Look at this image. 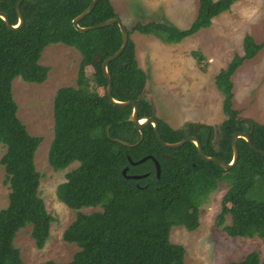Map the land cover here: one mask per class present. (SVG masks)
<instances>
[{
  "label": "trees",
  "instance_id": "16d2710c",
  "mask_svg": "<svg viewBox=\"0 0 264 264\" xmlns=\"http://www.w3.org/2000/svg\"><path fill=\"white\" fill-rule=\"evenodd\" d=\"M16 1L0 0V11L7 14L12 25L18 19ZM234 1L199 0L196 15L185 28L164 20L137 21L131 29L126 27L127 44L107 65L113 98L135 100L139 118L153 115L152 104L143 96L146 73L137 62L135 42L130 36L132 30L151 34L165 43L180 42L208 27L212 18L228 11ZM89 2L22 0L24 23L16 30L8 29L0 18V143L5 145L0 161L9 188L8 203L0 209V264H26L13 244L16 232L25 225L31 224L30 235L37 248H42L49 236L53 217L38 195L40 174L34 164V153L42 137L28 134L16 117L11 83L17 76L26 82H42L49 67L39 63V58L45 46L53 43L71 46L81 55L76 86L61 87L54 96V136L47 156L54 170L78 162L57 185L56 196L67 207L77 210L62 238L75 242L79 250L68 262L46 260L41 264H185V249L169 240L170 228L183 225L188 230L194 229L198 225L200 203L221 182L227 188L217 224L228 213L231 220L223 229L229 236L257 235L264 242V156L254 152L243 138L237 139V162L227 170L204 161L191 141L176 148L161 146L151 124L141 129L142 139L135 145H123L113 139L134 143L140 132L129 120L132 107L112 105L105 94L106 78L101 62L120 45L118 24L85 32L76 30L72 24L73 17ZM113 16L117 12L110 0H98L78 24L92 25ZM263 45L264 41L257 43L250 34H245L243 53H235L214 76L225 114L217 125L216 142H213L212 126L206 142L205 127L198 132L194 131V123L174 128L155 116L161 137L174 142L195 135L205 154L230 161L231 134L239 130L247 132L251 142L264 150V123L239 115L232 105L231 81L238 66L253 58ZM96 53L102 56L99 62L94 61ZM191 54L204 69V55L198 50H192ZM98 88L102 89L101 93ZM149 154L160 165L158 177L152 159L137 164L128 161V156L135 161ZM124 167L126 174H147L138 179L127 178L122 173ZM94 206H100L101 210L79 211ZM228 264H264V260L251 251L241 260Z\"/></svg>",
  "mask_w": 264,
  "mask_h": 264
},
{
  "label": "rangeland",
  "instance_id": "374dc122",
  "mask_svg": "<svg viewBox=\"0 0 264 264\" xmlns=\"http://www.w3.org/2000/svg\"><path fill=\"white\" fill-rule=\"evenodd\" d=\"M199 0H110L122 23L131 29L135 22L164 20L179 28L194 19ZM250 34L259 43L264 41V0H236L228 11L212 18L211 24L184 37L180 42L165 43L151 34L131 32L135 42L138 65L146 73L143 96L152 104L153 115L174 128L186 123H201L214 127L213 142L219 136L217 125L224 120L222 95L215 88L214 76L225 67L235 53H243V36ZM204 55V69L199 67L191 51ZM80 53L62 43L48 44L39 63L49 67L40 83L26 82L19 76L11 83L17 105L16 117L28 134L41 136L34 153V164L40 174L38 195L53 217L49 236L42 248H37L30 235L31 224L20 228L13 244L26 264H41L46 260L68 262L79 250L75 242H67L62 233L75 218L77 210L67 207L56 196L57 185L65 174L78 165L72 162L64 169L54 170L48 163V150L54 136L53 100L57 90L76 86ZM92 72V68H88ZM232 105L241 117L264 123V45L251 59L244 60L231 76ZM93 87L92 82L89 83ZM101 93L102 89L98 88ZM202 128V127H201ZM5 145L0 143V158ZM6 172L0 161V209L8 203L9 188ZM227 186L218 184L199 205L198 225L188 230L174 225L169 240L183 245L185 264H228L239 261L251 251L264 260V242L253 235L229 236L223 226L230 215L217 224L222 196ZM100 206L82 207L89 213Z\"/></svg>",
  "mask_w": 264,
  "mask_h": 264
},
{
  "label": "water",
  "instance_id": "95a60500",
  "mask_svg": "<svg viewBox=\"0 0 264 264\" xmlns=\"http://www.w3.org/2000/svg\"><path fill=\"white\" fill-rule=\"evenodd\" d=\"M98 0H90L89 4L81 11L79 12L77 15H75L72 19V24L74 26V28L80 32H85V31H89L95 28H100V27H104V26H108L111 25L113 23H117L120 29V34H121V42L119 47L117 48V50L112 53L111 55H108L107 57H105L102 62H101V68H102V73L104 75V77L106 78V85H105V94L107 96V99L109 101L110 104L115 105L117 107H127V106H131L132 110L129 116V120L132 122L133 126L135 129H137L140 134H139V138L137 141H135L134 143H129L121 138L118 137H114L113 139L123 145H135L137 144L141 139H142V133H141V129L147 125V124H151L153 126L154 129V133L155 136L158 140V142L160 143L161 146L166 147V148H176L181 146L182 144H184L187 141H191L195 144L197 152L199 154V156L204 160V161H211L216 163L217 165H219L222 169H229L231 167H233L238 159L239 156V150L237 147V139L238 138H243L246 143L248 144V146L256 153L264 156V150L257 148L252 142L251 139L249 137V134L247 132H243V131H239L236 130L231 134V148H232V156L230 161H225L223 159H220L218 157L212 156V155H207L203 152L202 150V145L199 141V139L195 136V135H187L185 137H183L182 139L178 140V141H174V142H167L165 141L161 135L160 132L158 130V121L157 118L155 116H144L139 118L138 117V104L136 103L135 100L133 99H126V100H118L113 98L112 96V81H111V77L110 74L107 71V65L108 63L115 59L116 57H118L121 52L123 51V49L125 48L129 35H128V31L126 26L122 23V21L120 20V18L118 16H113L110 17L106 20H103L101 22L92 24V25H87V26H80L78 24V22L85 16L87 15L95 6V3ZM22 2V0H17L15 3V10L17 13V22L16 24L12 25L9 22V18L7 16V14L3 11H0V18H2L5 22V25L8 29L10 30H16L19 27H21L24 23V19H23V15L20 9V3ZM101 54L100 53H96L95 57H94V61L95 62H99V60L101 59ZM201 127H205L207 129L206 131V136H205V141H208L209 135H210V131L211 128L209 125H205V124H201V123H197L194 125V131L198 132L199 128ZM106 133H108V126H106ZM152 159L154 166H155V172H156V176H159L160 173V165L158 163V161L152 156V155H146L141 157L140 159H137L135 161H133L129 156H128V161L130 164H137L140 162L145 161L146 159ZM126 170L127 167H124L122 169V173L123 175H125L127 178H141L143 176H145L147 173H143V174H126Z\"/></svg>",
  "mask_w": 264,
  "mask_h": 264
},
{
  "label": "flooded vegetation",
  "instance_id": "af4514ba",
  "mask_svg": "<svg viewBox=\"0 0 264 264\" xmlns=\"http://www.w3.org/2000/svg\"><path fill=\"white\" fill-rule=\"evenodd\" d=\"M206 131H207V129H206Z\"/></svg>",
  "mask_w": 264,
  "mask_h": 264
}]
</instances>
